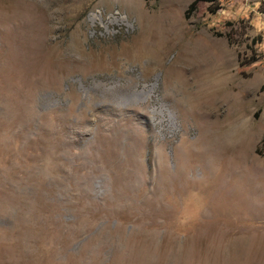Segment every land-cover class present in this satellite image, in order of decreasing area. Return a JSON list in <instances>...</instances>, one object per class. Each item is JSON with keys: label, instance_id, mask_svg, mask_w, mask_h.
Instances as JSON below:
<instances>
[{"label": "rangeland", "instance_id": "obj_1", "mask_svg": "<svg viewBox=\"0 0 264 264\" xmlns=\"http://www.w3.org/2000/svg\"><path fill=\"white\" fill-rule=\"evenodd\" d=\"M191 1L0 0V264H264V0Z\"/></svg>", "mask_w": 264, "mask_h": 264}, {"label": "bare ground", "instance_id": "obj_2", "mask_svg": "<svg viewBox=\"0 0 264 264\" xmlns=\"http://www.w3.org/2000/svg\"><path fill=\"white\" fill-rule=\"evenodd\" d=\"M116 2L117 0H112V2ZM139 0H126L125 5L130 11H133L134 13L139 14L141 12V8L140 5L138 3ZM62 2V1H61ZM67 2V1H66ZM74 2V1H73ZM114 5V4H113ZM142 7V6H141ZM128 10V13H130ZM127 17H123V19L125 20ZM166 22V21H165ZM162 25V24H161ZM163 26V25H162ZM154 30V29H153ZM171 30V29H170ZM166 31V30H165ZM169 31V30H168ZM140 36V35H139ZM137 36V37H139ZM145 39L141 40V43H137L135 44V46H133V50L130 51V54L133 55L134 59L137 60L139 59V56L141 55V53L143 54H147L150 56L151 60H150V65H157L159 63V65H161L160 63V59L161 56L164 54V49H165V43H166V33L163 32V30H158L154 33V39H150L147 38L145 36H143ZM12 39H13V44L11 46L13 53L15 54L19 48H17L16 43V39H15V34L12 35ZM170 39V38H168ZM147 43L149 44V47L147 45ZM26 47V46H24ZM24 47L20 48V52L22 53L21 55H24ZM140 49V50H139ZM125 50V49H124ZM206 52V50H205ZM199 55V54H198ZM38 57L39 59L42 58L43 63L41 65L43 66H49V67H53L54 66V62L53 59L47 57V55H45V52L43 50H41L38 53ZM132 57V58H133ZM166 57V55H165ZM116 58V57H115ZM146 58V57H145ZM149 58V57H147ZM133 59V60H134ZM143 59V58H142ZM167 59V58H166ZM119 60V59H118ZM116 58V61H118ZM95 61V60H94ZM109 62V61H108ZM140 63V62H139ZM164 63V62H163ZM162 63V64H163ZM174 63V62H173ZM97 66V64H96ZM158 66V65H157ZM162 66V65H161ZM148 67V66H147ZM146 67V69H147ZM149 68V67H148ZM155 69V68H154ZM153 70V69H152ZM45 70H41V68H39L38 70H36V76L40 79H46L48 81V83H52L53 82V78L52 76H47V73H44ZM150 72V71H149ZM16 73L17 71L15 69L12 70V80L15 82L16 80ZM24 74V73H23ZM147 74V73H146ZM49 75V74H48ZM51 75V74H50ZM18 77V76H17ZM169 77V76H168ZM20 78V77H19ZM18 78V79H19ZM38 78H36L38 80ZM25 79V77L23 78ZM33 85V84H32ZM32 87V86H31ZM36 88V87H35ZM33 89V88H31ZM133 94V93H132ZM136 95V94H135ZM134 95V96H135ZM209 95V94H208ZM207 95V96H208ZM133 96V95H132ZM137 97V96H136Z\"/></svg>", "mask_w": 264, "mask_h": 264}, {"label": "trees", "instance_id": "obj_3", "mask_svg": "<svg viewBox=\"0 0 264 264\" xmlns=\"http://www.w3.org/2000/svg\"><path fill=\"white\" fill-rule=\"evenodd\" d=\"M198 2H206L208 4L207 5V10L211 14L216 13L221 7L219 0H192L190 2V4L188 5L187 10H186V13H185L186 17H187V14L189 12L195 10L196 5H197ZM240 64H241V62H240Z\"/></svg>", "mask_w": 264, "mask_h": 264}]
</instances>
